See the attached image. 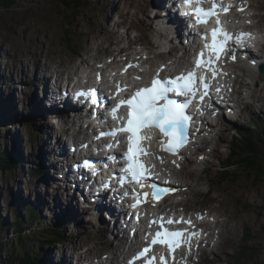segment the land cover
I'll use <instances>...</instances> for the list:
<instances>
[{
	"label": "rangeland",
	"instance_id": "obj_1",
	"mask_svg": "<svg viewBox=\"0 0 264 264\" xmlns=\"http://www.w3.org/2000/svg\"><path fill=\"white\" fill-rule=\"evenodd\" d=\"M242 1L247 5V9L244 11L246 13L242 17L243 25H255L260 17L264 21V10L260 8H264L262 3L264 0ZM13 2L16 4L15 7L0 10V150H4L5 154L15 160L9 162V167L4 166L3 169L0 167V220L2 221L0 242L5 248L4 253H0V264H11L9 253H13L15 258L24 254L22 248L16 246L17 235L15 232H18V229L14 224L23 217V221L28 223L27 215L31 216L29 221L37 218V223L25 230L28 235L31 234L30 232L39 233L45 230L49 232L48 230L55 228L57 224L65 225L64 232L61 228L64 237L58 238L59 241L55 236H47L41 242L40 237L47 235L45 232L37 234L34 238L37 239L38 246L29 243L27 251L38 264H62L59 258H63L64 254L69 262V258L71 259L72 264H78L81 261L87 264H98L97 260L95 263L87 261L84 258V252L96 248L94 256L97 255L99 261H104L103 253L108 252L109 245L116 244L117 241L114 240L108 229L100 224V217H97L94 212L88 214L81 210L83 204H81L78 194H75L76 200L73 202L76 203L74 209L78 213H75V210L66 209L65 200L67 197L65 194L68 193V190H66L67 193L63 192L65 190L59 185L60 181L57 179L59 175H55L57 171L50 169L53 160L49 161L48 157L43 161L48 150H41L38 147L43 144L44 133L47 131L52 138L57 134L61 136L62 131L59 130L61 126L58 127L59 122L55 120L39 119L36 113L30 112V105L25 102L31 100L33 95H42L45 84L43 86L40 81L38 82V79L46 80V82L48 80L51 83L55 77L54 72L57 70L59 73H64L68 67L74 65L79 72L82 69L96 70L97 72V70L102 71L101 67L109 65L112 60L113 67H115L120 61L116 44L120 48L126 49L122 56L123 59L125 57L135 59L140 55L141 60H148L144 56L145 54L143 55V50L148 47L145 41H149L154 46V40L159 36L154 22L147 21L148 15L154 16L155 11L151 7L153 0H85L87 13L80 15L82 13L80 11L79 16L77 13L73 16L68 15L63 10L62 0H13ZM255 14H257V18H251V15ZM130 24L135 26V30ZM138 25H143L147 34L136 30V27L143 29ZM161 30L165 31L162 28ZM256 30L264 34V28L258 27ZM68 35H72V42L78 44L75 52L70 49L69 41H67L70 38ZM96 37L101 39L91 41V38L96 39ZM171 45L166 47L167 53L174 52ZM79 53L85 55L86 62L90 64L89 68L83 65ZM98 53L101 54L95 60L93 55ZM175 54L177 51L174 52V57L171 55L173 59L171 58L170 61L173 63V67L179 66L178 61H180ZM71 58L74 59L73 62H71ZM262 59L264 60V58ZM158 62L160 59L157 58L148 60V63L142 68L147 70L150 66L157 65ZM80 65L82 67H77ZM47 67H49L46 73L48 76L44 73V69ZM253 72L255 71L247 69L246 73L248 74L243 79V82L249 86L242 87L238 83L236 89L247 97L249 109L244 110L242 105H238L239 112L236 109V114L239 115L238 120L231 124L223 123L220 119L217 120L220 125L227 126L231 132L222 133L219 130L220 126L209 129L211 133L209 132L205 139L208 142L205 153L187 155L183 165L185 166L184 172L189 169L193 176L191 178L181 177L178 182L182 185L181 192L169 201L172 205L176 202L180 203L181 205L176 207L177 211L185 212L188 215L199 210L209 215L210 209L217 210V207L224 205L221 207L222 210L227 212L229 217L238 216L241 222L238 223L235 219L223 216L219 222H229H224L223 226L221 225L226 231H222V227L220 230L216 228V234L219 236L222 231L221 234L226 235L229 239L222 242V238L217 243L220 245L214 247L217 245L215 244L211 251L206 249L203 259L199 256L194 257L191 261L193 264H264V179L248 178L247 175H243L239 177V181L227 183L217 175L218 172L226 171V160L231 159L230 154L235 150L232 149L234 125L250 126L249 131L252 132L261 131L264 126V89H258L264 88V81L261 83L259 77V81L256 83V75ZM87 74L89 73L87 72ZM234 74L239 75L241 71H236ZM60 81H62L61 78L57 84ZM240 81L241 75L238 79V82ZM33 83L36 85L33 86ZM254 89L257 91L256 97H251ZM33 105L38 106L39 104L35 105L34 103ZM258 119L260 126L256 127L253 123L247 124L255 123ZM215 121L211 120V122ZM27 130L30 134H26ZM39 132L42 134L39 137L35 136ZM25 135H29L30 140H34L33 144H29V147L34 151L33 155L32 152L25 150ZM19 148L21 149L20 154L19 150H16ZM260 149L264 153V144H261ZM247 158L250 157L246 156L240 160L245 163ZM253 162L256 164L253 169L257 170L259 167L264 169V160L261 162L254 160ZM238 167L241 169L242 166L232 165L228 170L230 173L235 172L237 176ZM180 168L182 167H178V169ZM41 171L43 172L41 173ZM41 176H45L46 181H43ZM56 201L59 202L60 207ZM46 203L48 206H45ZM72 205L70 203L69 206L73 207ZM18 214L22 217L19 218ZM213 216L207 220L208 224L214 222L215 216ZM69 217L74 218L75 221L66 220ZM230 222L233 223L230 225ZM26 223L25 226H27ZM214 224L216 225V223ZM7 225H11L10 228ZM7 228L8 230H6ZM68 233L74 234V237ZM229 233L231 236H228ZM65 236L70 238L66 239ZM78 248L82 250L79 251ZM216 256H218L217 259ZM14 262L19 263V260H14Z\"/></svg>",
	"mask_w": 264,
	"mask_h": 264
},
{
	"label": "bare ground",
	"instance_id": "obj_2",
	"mask_svg": "<svg viewBox=\"0 0 264 264\" xmlns=\"http://www.w3.org/2000/svg\"><path fill=\"white\" fill-rule=\"evenodd\" d=\"M181 3L185 4L184 1H182ZM215 3L217 7L224 6L229 9L227 13L224 12L227 19L219 18V21L221 22L222 27L232 32V35L233 34L234 35L243 34V27H245L247 29V32L251 35H257V36L260 35L257 33L256 29L258 27L264 28V21L262 20V17H260L259 20L263 22H260L259 20H257L255 25L253 24L243 25L242 17H244L243 14L246 13L244 11H246L247 5L242 0H215ZM262 3L264 4V2ZM194 4L198 6L196 3ZM15 6L16 4L13 7ZM151 7L155 11L154 16L148 15L147 21L154 22L153 24L157 26L156 29H157L158 34H163L164 37L160 40L167 41L168 44L172 43L173 51H177V55H178L177 58L180 61H178L179 66L173 67L174 66L173 63L170 62L173 59V57L171 55L165 54L163 51H161L158 48L157 43H158V38L160 35L155 38L154 46L151 45L149 41L148 42L145 41L148 47H146L144 56H146L148 60H153L156 58L160 59V62H158L157 65H152L149 68H147V70H142V71L139 70L140 76L143 78V81H146L147 83H149L150 86H152L153 79H157V80L161 79V81H163L166 76L169 79H175L176 77L181 76L179 75L180 74L179 72L182 71V69H184L185 67L187 68L188 64H190V61H191L190 56H191V53L194 52V47L197 48V51L195 52L196 59L201 52H204L206 56L208 55V50L205 49L204 47L206 40L205 38L201 37L203 35V32L202 31H198L199 33L197 32L196 24L195 23L192 24V21L188 20L189 17L187 15H184L183 13H181L183 14V16H181L182 18L179 16L177 0H153V4H151ZM239 7L243 8V11L240 12L238 10ZM260 8L264 10V8L262 7ZM5 9L6 8L2 10H5ZM182 9L184 11V6ZM254 17L257 18V14H255L254 16L251 15V18H254ZM160 19H161V22H159ZM119 25H123V24H119ZM130 25L133 29L135 28V26H133L132 24ZM142 26L143 25H138L139 28H143V29H138L136 27V30H138L139 32L143 34H147L144 30V27ZM188 26L193 27V29L188 30ZM214 26H217V25H214ZM150 28L152 29V26H150ZM161 28L165 31H162ZM159 29L161 30V33L159 32ZM248 33L246 34L249 35ZM70 36L72 38V35ZM243 38L245 39V42H244L245 48L242 49L244 56L237 55L238 51H241L239 47V50H236L234 52V54L236 55L235 59H233V56L229 57V59L231 60V64L227 68V71H224L226 78L229 80V82L230 83L233 82V86H231V88H233L231 89L233 92L230 96V100L227 101V96L223 97V104L222 106L218 107V110L215 113L213 112L212 114L209 113L210 111L209 109H205L203 111L205 115L207 116L209 115L210 117H212L213 115H217L216 117H218L220 116L218 115L220 111H223L224 117L228 115L231 116V117H225V120L223 121V123H227V124L232 123V120H231L232 118L238 119L239 115L236 114V111L235 112L233 111L232 109L233 106H235L234 108L237 109L238 105H242L244 110L249 109V102L246 101L247 97L243 95V92L236 90L237 85L239 83L242 87H248L249 85L243 82V79L248 74L246 73V70L248 69L250 71H255L258 68V63L262 62L260 61L262 60V58H260L261 57L260 49H256V50H259L258 55H254V52H252V49H251V47L255 48L257 46V43L255 42L256 39L251 37L250 35L249 37H246L245 35H243ZM100 39H101L100 37H96V39L91 38V41H99ZM257 41H258V45L261 46L264 41V34ZM233 42H235V40L229 41L228 49L232 47ZM253 43H256V44H253ZM252 44L255 46H251ZM77 45L78 44H76L75 42L69 43L70 49L73 50L74 52H75ZM188 45H194V46L188 47ZM116 46H117V51H118V57H120V61L116 64L117 66L115 65V67H113V60H112V62H110L109 65H105L104 68L101 67L102 71L97 70V72L96 70L86 71L84 69H82V71L79 72L77 71V68H75L74 65H72L71 67H68V69L64 73H59V71L57 70L54 72L55 77L53 78V81L51 83H49L48 80L46 82V80L43 81V79H38V82L40 81L43 84V86L44 84L46 86V87L45 86L43 87V91H42L43 94L33 95L31 97V100L25 103L30 105V112L36 113L39 119H45L47 121L55 120L56 122L58 121L60 123V124L58 123V127L61 126V128H59V130L62 131L61 136L57 134V135H54V137L52 138L51 135L48 134V131L47 132L45 131L46 133H44L45 136L43 139V144L38 147L41 150L42 149H44L45 151L46 149L48 150V153L47 152L45 153L46 157L43 158V161H45L48 157H49V161L53 160L52 161L53 164L50 166V169H55L57 171L55 172V175H59L57 176V179L60 181L59 185L65 190L63 192L65 193L68 192L67 194H65L67 197L66 200L64 199L66 209L69 211L75 210L74 206H76V203L74 204L73 202H75L76 199L74 196L75 194H78L77 196L82 200L81 204H83L81 207L82 208L81 210H83L84 212H88V214H91L92 212H94L97 217H100L101 218L99 220L100 224H103L108 229L111 236H113L114 240L117 241V243L115 242L116 244L111 243L109 245L111 249L109 248L108 252L103 253V256L105 257L104 261H99L97 255L94 256L95 254L94 251L96 250V248L91 249L88 252L85 251L84 258L87 259V261L94 262V263L97 260L98 264H106L107 262L110 264H130V262L131 264H135V262H137L138 264H145V258L136 259L138 254L144 248L141 245H138L139 242H141L140 237H135L134 231L131 229V226H129L135 214L130 213L132 218L131 217L126 218L127 214L125 212V207L118 201V196H112L111 190H103V191L100 190V192H98V190L95 189V187L93 186L94 183L96 184V186L98 185V179L92 178L91 175L95 174L97 177H99L100 180L103 181V184L105 186L115 187V189L118 190L117 193L120 194L121 197H124L126 199H130L131 197L134 199L141 197L138 195V192L136 191L137 187L142 189L141 193L150 192L152 194L154 189H152L149 186L151 183H157V186H158V183H160L161 186L167 185L170 189H173V187L174 188L177 187L180 189L179 191L180 193L182 189V185L179 184L178 182L181 180V177L191 178V176H193V173H191L189 169L186 172H184L185 166L183 165L186 162V159L188 157L187 155L197 154L195 153V151L200 152V154L205 153L206 145H208V142L205 141L206 138L205 139H202V138L204 136L207 137L208 133L210 132L209 129H215L217 126H220L219 130L222 131V133H226V132L229 133L231 132V130L227 126L220 125L219 124L220 122L218 121L211 122V120L209 119L206 120L204 119V116L197 115V114L193 117L194 115L193 114L191 117H193L194 124L188 125V121H189L188 120L187 121L188 126H186L185 131L182 133V136L184 139L181 143L182 149L177 147L175 152L169 151L163 145L158 144V141H156V139H154L153 137L150 140H147V139L141 140L138 146L143 148L145 152L151 153V155H144V154H139V153L136 154L137 159L144 161L143 164L148 169V172H147L148 178L143 184V185H147V187L143 188L141 186V183L134 180L132 176L130 178L129 175L131 174L125 171L127 166L125 165L124 159L126 158L125 156L124 158L122 156L125 155V153L128 151V140L126 141L123 137L124 134L121 133L120 135L116 134L114 137L112 136L113 138L109 137V140L112 142V144H110L109 142L107 143V140H108L107 136L110 135L109 133H112V130L117 131V129H120V128L117 126H113V123L110 119L100 116V112H99L100 109L98 107L93 106L95 101H100L101 109L104 110L105 108H107L102 103L106 101V100H103V97L106 92L105 89H107V87L110 84H113L119 87L122 91L118 90V92L120 93L122 92L124 95L125 89L121 85V83L124 81H128L127 86H130L129 84H133V81H134V80L130 81L131 77L134 75H137L135 73L131 74L130 72H135L136 70L134 71L133 69L134 67L138 66V64H134L135 62L133 61L134 59L129 58V57H125L123 59L122 56L125 54L126 49L120 48L118 44H116ZM262 47L264 50V45ZM263 50L262 52H264ZM100 54L99 53L94 54L93 55L94 59L97 60L96 58H98ZM80 58H82L83 65L88 66L89 68L90 64L86 62L85 55L84 54L80 55ZM200 58L201 60L205 59L204 57H200ZM213 59H215V57H213ZM73 60L74 59L71 58V62H73ZM148 60H147V63H148ZM132 62L133 64L129 66V64ZM77 67H82V65L77 66ZM204 67L205 66H202L201 68L203 69ZM48 68L49 67L44 69L45 74L48 72L49 70ZM205 69L207 70V67H205ZM156 71L161 72V74L158 77L153 76L156 73ZM236 71H241V74L234 75L233 72L236 73ZM87 72L89 74H87ZM259 74L261 76L260 81L261 83H263L264 81V61L259 66ZM199 75H200L199 73H196L197 77ZM240 75H241V81L238 82ZM80 76H81V85H77L76 83L80 82ZM44 78L47 79V77H44ZM60 78L62 81H60L59 84H57ZM86 79L91 84V88L85 87ZM67 84L68 86L66 87ZM32 85L34 86L36 85V83H33ZM75 86H81L83 88L82 90L83 93H77V92L73 93L74 89L77 90V87ZM258 89L263 90L264 88L262 87ZM200 91L201 93L202 92L204 93L205 89L201 87ZM253 92H254L252 93L253 96L251 95V97H256L255 93L257 94V91L254 89ZM108 96H109V93H108ZM169 96H170L168 98L169 100H175L177 102L178 93L169 92ZM179 97H180V103H177V104H183L188 101V99L185 101L186 97L183 95L179 94ZM200 99L201 98L199 97V95L196 94V96H194L193 99L191 100V105H189L187 109L192 107V109L195 110L197 108V101H199ZM201 100L206 101L208 100V97L205 95L204 98ZM85 102H89V104L92 106L93 110L89 112L91 113L90 115L93 114V116L95 117V121L92 118L87 120L88 116L85 111L81 109L77 110L71 107L74 105L77 106L79 104L83 105ZM34 103L35 105H38V104L39 105L34 106L33 105ZM123 106L126 107L125 104H123ZM54 107H57V108L59 107V109L54 110ZM47 112L49 115L47 114ZM184 115L186 116L185 113ZM62 116L63 118H61ZM116 118L118 119L119 124L121 125L127 124V114H125L124 112L117 115ZM212 121H214V119ZM94 123H98L99 127L97 128ZM251 123H253V125L255 124L254 126L256 127L260 126L259 119L255 123L249 122L247 124L250 125ZM85 125L89 126L87 131H91L89 132L91 133L90 135H88V133L83 132V127H85ZM234 126H235V129L233 130L234 134L232 135L233 142L243 144L245 141L248 140L250 142L249 139H252V141L257 143L258 146L260 144V147H261V144H264L263 143L264 137L262 135L263 134L262 132H264V127H262L261 131L252 132V131H249L250 126H247V127H244V126L240 127L236 125ZM196 128L199 130H198L197 136L195 137L198 141H200V143L194 145L193 139L191 138V136L193 135V131ZM144 131H145L144 129H141V132L139 134L143 135ZM27 133L30 134L28 130L26 134ZM41 134L42 133L39 132L37 133V135L35 134V136L39 137ZM242 136H246V137H242ZM24 138H25L24 140L25 150L30 151V153L32 152V155H33L34 151L31 149V147H29V144L30 145L31 143L33 144L34 140H30L29 135L28 136L25 135ZM102 140H105L106 142H103ZM185 140L188 142V144L185 146L192 147V149L191 148L187 150L183 149L182 145L186 143ZM233 142H232V149L236 148V147L233 148L234 146ZM136 146L137 145H134V148ZM260 147H259L260 158L256 160L254 159L256 162H259L260 159L264 160L263 159L264 153L263 151H260L261 150ZM92 148H93V151H92ZM121 148H127V150L122 151ZM16 150H19V154H20L21 149L19 148ZM41 153H44V151L43 152L41 151ZM239 153H240V149L238 148L234 150L232 154H230L231 159L226 160V161H230V164H231L230 167H232V165H234L235 167H237L238 165L242 166L243 162L242 160H240V158L244 159V157L246 156L250 157L248 155L246 156L240 155ZM101 154L107 159L109 158L113 161V167L116 168V171H115L116 174L114 176H113V173L109 171L110 169L108 170V166H110L109 160L105 158L101 159ZM105 154H108V156H106ZM88 155H93V156L95 155L98 158V161L99 159H101V162H103L102 163L103 165H101L100 163H96L95 161L93 162L92 159L87 158ZM74 158L82 159L85 162V164H87V168L90 169V172L87 173L82 169H80L79 171L78 170L72 171L71 165L73 166L80 165V161L74 160ZM180 165L182 168L178 169ZM259 165L261 166V164ZM241 168H243V166ZM42 170L44 169L42 168ZM229 170L228 168H226V171H225V173L227 172L229 175V181L227 180L226 182L228 183L231 181H237V179L234 180L230 176L231 173L229 172ZM42 172L43 171H41V173ZM121 172L123 174H120ZM217 175L220 177V174H217ZM83 177H87V180H85ZM45 178L46 177L43 176L42 180L46 181ZM56 183L58 184V182ZM97 188H99V186ZM127 189L129 190V192H132V193L128 196H125L128 193ZM66 190L68 191L66 192ZM210 191L211 189L209 190V192ZM47 196L50 197L49 195ZM171 199L172 198H168L167 201H170ZM56 203L60 207L59 202L56 201ZM70 203L73 204L72 205L73 207L69 206ZM163 203L164 202H162L161 204ZM175 204L176 206L181 205L178 202H176ZM45 206H48V203H46ZM223 206L224 205H221V207ZM100 207L102 208L103 211L100 210ZM221 207H217V210L210 209L209 215H207L205 212L201 210L196 211L192 214L193 218L191 219L199 227L204 229V235L198 236V232H197L194 237V240L196 241V247L201 246L203 248L201 252L197 251L196 254L194 253L193 255L185 254V256L189 257V261L186 262V264L191 262L196 256H199L201 259H203L204 253H206V249H210L211 251L213 246L217 244L219 240H221L222 238H223L222 242L227 241V239H229L226 235L221 234L222 231H226V229L222 227L223 226L222 223L224 222L229 223L228 221H221L222 223L219 222L223 216H227L229 219H235L237 220L238 223H241L238 219V216L234 218L229 217L228 213L224 212ZM165 211L170 216L169 217L170 219H173V215L178 213L177 211H173L171 209H166ZM74 212L78 213L77 210H75ZM179 213H182L185 218L188 217V214L185 212H179ZM158 214L162 217V219L159 217L160 220L162 221L163 216L165 215L163 214V212H160V211L158 212ZM213 215L215 216L214 222L212 224H208L206 220H208ZM34 219L36 221L37 218H33L32 220ZM69 219L67 218L66 220L75 221L74 218L69 217ZM214 223H216L217 227ZM232 223L233 222H230V225ZM64 226L65 225L63 224H57L55 228L60 229V232L62 233L61 228L63 229V232H64ZM185 227L186 226H184V228ZM221 227L223 228V230L220 232L218 236L216 234V228L220 230ZM231 233L233 234V232ZM231 233H229L228 236H231ZM68 234L70 235V233ZM26 235L28 234L26 233ZM205 235L207 236V238H205ZM70 236L74 237V234H71ZM65 237L68 239L70 238L69 236H65ZM218 237H221V238H218ZM218 245H220V243L214 247H217ZM160 246L161 244L154 245L152 249L150 250V252L146 253V255H150V257L153 256V254L160 248ZM81 250L82 249H79V251ZM77 255L76 257H78ZM76 257H75V260H76ZM217 257L218 256H216V259ZM59 259H60L59 261L62 264H72L71 259L69 258L70 260L69 262L65 254L63 258L61 257ZM78 264H87V263H84L81 261Z\"/></svg>",
	"mask_w": 264,
	"mask_h": 264
},
{
	"label": "snow or ice",
	"instance_id": "obj_3",
	"mask_svg": "<svg viewBox=\"0 0 264 264\" xmlns=\"http://www.w3.org/2000/svg\"><path fill=\"white\" fill-rule=\"evenodd\" d=\"M185 3L188 5L196 3L198 5L193 13L197 18V23H207L208 20L217 15L218 12L227 13L229 11L227 7H217L215 0H185ZM204 3L211 4V7L208 9L201 7ZM238 10L242 11V8ZM219 24L220 21L217 19L218 27L212 29L210 33L211 42L205 43L204 47L208 50L207 57L201 60L200 57L205 56V53L201 52L196 59V68L188 72L187 76L182 74L173 80L164 81L153 79L150 88H141L136 91L130 99L121 101V104H126L128 107L127 124L125 127L117 129V131L129 133L128 151L125 153L128 164L125 171L129 172L134 180L141 183V186H143L148 178V169L140 163L136 154L151 155V153H147L143 148L139 147V142L144 139H152L150 130L158 129L162 137L168 138L169 145H171V147L168 148L169 151L175 152L176 148L181 145L183 141L182 133L185 131L189 119L188 116L184 115V109L188 107L191 99L183 104H177L175 100L168 99V93L176 92L191 98L197 94V81L199 86H202L204 89L209 87L205 77L203 75L197 77L196 71L202 66L209 67V70H212L210 66L215 62L213 57H215V60H219L221 53L228 50L229 41L232 37L226 30L221 29ZM243 35L244 34L236 36V44L242 45ZM205 39H207V37H205ZM233 59H235V55H233ZM213 74L215 75V73ZM205 95H207L206 91L201 94V99H203ZM141 129L145 130L143 135L139 134ZM109 134L114 136L116 133L112 132ZM161 144H163V141H161ZM134 145L137 146L134 148ZM149 186L154 189L152 196L156 199L159 198L161 193H167L169 191L166 188H159L155 183H151ZM147 195L148 193H145V196ZM133 206L135 207V205ZM174 222L191 223V221L167 220V224H172ZM159 227L165 229L164 224H160ZM193 235L196 234L191 233L185 235L184 232L179 230H157L152 236L151 243L138 254L136 259L145 257V264H155V256L146 257V253L150 252L153 245H165L168 254L172 255L174 250L180 247L181 243H188ZM159 261L160 264H166V257L161 254L159 256Z\"/></svg>",
	"mask_w": 264,
	"mask_h": 264
},
{
	"label": "trees",
	"instance_id": "obj_4",
	"mask_svg": "<svg viewBox=\"0 0 264 264\" xmlns=\"http://www.w3.org/2000/svg\"><path fill=\"white\" fill-rule=\"evenodd\" d=\"M63 3L61 4L62 6H64L63 10L68 13V15L70 16H73L74 14L77 13V15L79 16V12L82 11V13L80 15H85V13H87V9L86 6H85V0H62ZM69 1V2H68ZM72 1V2H70ZM15 5V3L13 2V0H0V9H9V8H12L13 6ZM70 7H74V8H70ZM71 12V13H69ZM70 38L67 40L69 41V43H72V38L70 35H68ZM263 134V137H264V132H262ZM260 135V134H258ZM242 137H246V136H242ZM250 142L247 140L245 141L243 144L242 143H236L234 142L233 143V148L235 150L236 149H240V155H248L250 156L249 159L246 160V162L242 163V166H244L243 168L237 170L236 174L237 176L234 174V173H231L230 176L234 179V180H240V176L242 177L243 175H247L248 178H251V177H255L257 179H264V169H262V167H259V169L255 170L253 169V166H255L256 164L253 162L254 160L252 159H259L260 158V153H259V146L257 145V143L253 142L252 139H249ZM240 145V146H239ZM257 148V149H256ZM244 150V151H243ZM242 152V153H241ZM242 157V156H240ZM255 157V158H254ZM242 159V158H240ZM15 161L13 158H11V156H8L7 154H5V151L4 150H0V167L3 169L4 166L6 167H9L10 166V163L9 162H12ZM263 160H259V162H261ZM229 162V163H228ZM231 164H230V161H226V164H225V169L226 168H230ZM232 170V169H231ZM218 174H220V178L222 180H225V181H229V175L228 173L222 171V172H218ZM222 182V181H221ZM18 206V204H16ZM19 213V210L17 211ZM32 214V213H30ZM19 215V218H21L22 216L20 214ZM28 217V223L24 222V217L23 219H19L20 221H17L14 225H16V229H18V232H15V234L17 235L16 236V240H15V243H16V246L18 247H21L22 250L24 251V254H21V256L19 258H15L14 257V254L13 253H9V259H10V263H14V264H38L37 261H35L34 258L30 257L28 251H27V247L29 246V243L31 242L34 246H38V242H37V239H34L37 234L39 233H47V235H42L39 239L40 241L47 238V236H55L56 237V240H58V238H62L64 237V234L60 232V229L58 228H52L50 230H48L49 232H47L46 230L45 231H42V232H32L31 234L29 235H26V229L27 228H30L32 225H34L36 223L35 219L34 220H31L29 221L30 219V215H27ZM25 223L27 224V226H25ZM0 224H2V221L0 220ZM8 228H10L9 225H7ZM8 228L6 230H8ZM15 229V230H16ZM33 234V235H32ZM51 234V235H50ZM65 239V238H64ZM67 239V238H66ZM42 242V241H41ZM4 245L0 242V253H4L5 251V248H3ZM40 247H42L40 245ZM17 259L19 260V263H15V261H17ZM31 259H34V260H31Z\"/></svg>",
	"mask_w": 264,
	"mask_h": 264
},
{
	"label": "water",
	"instance_id": "obj_5",
	"mask_svg": "<svg viewBox=\"0 0 264 264\" xmlns=\"http://www.w3.org/2000/svg\"><path fill=\"white\" fill-rule=\"evenodd\" d=\"M64 7V6H63ZM70 8H74V7H70Z\"/></svg>",
	"mask_w": 264,
	"mask_h": 264
}]
</instances>
